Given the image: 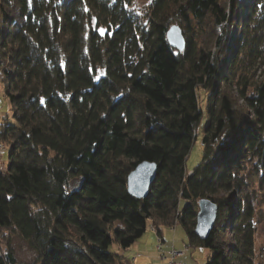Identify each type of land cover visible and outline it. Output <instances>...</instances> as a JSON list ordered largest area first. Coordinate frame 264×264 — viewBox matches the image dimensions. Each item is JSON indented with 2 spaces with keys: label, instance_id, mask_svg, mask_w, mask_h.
Here are the masks:
<instances>
[{
  "label": "trees",
  "instance_id": "16d2710c",
  "mask_svg": "<svg viewBox=\"0 0 264 264\" xmlns=\"http://www.w3.org/2000/svg\"><path fill=\"white\" fill-rule=\"evenodd\" d=\"M134 1L0 0V71L14 111V123H0L9 149L0 264H22L14 236L34 264H131L110 248L128 250L150 222L159 237L181 226L188 247L211 250L207 264L254 263L264 77H252L264 65V0L248 4L232 55L244 0H155L143 24ZM175 25L183 51L167 38ZM201 130L203 158L188 175ZM144 161L158 172L137 199L128 177ZM202 199L218 208L206 240L195 233Z\"/></svg>",
  "mask_w": 264,
  "mask_h": 264
},
{
  "label": "rangeland",
  "instance_id": "374dc122",
  "mask_svg": "<svg viewBox=\"0 0 264 264\" xmlns=\"http://www.w3.org/2000/svg\"><path fill=\"white\" fill-rule=\"evenodd\" d=\"M155 0H135L131 8L138 15L139 24L148 23V16H150L151 9ZM252 0H244V5L238 11L237 17L239 19L238 23L234 25L232 31V41L228 46V54L232 55L235 44L234 40L237 41L241 32L244 30L243 19L247 14L248 4ZM175 24H179L176 21ZM1 25V17H0ZM262 59L259 58L256 64L254 65V77L252 80L254 83H260L264 77V65L261 64ZM250 90H253L251 87ZM233 92L237 94V89L234 87ZM207 91L200 90V98L202 100V105L206 108L205 97ZM243 103L240 101V104ZM14 111L9 102L8 97L5 93V84L3 80L2 73L0 71V123H14ZM201 129V128H200ZM202 130L198 134V138L195 141L191 153L186 162V168L191 174V170H194L202 161L204 154V146L202 142ZM4 148L0 150V170H5L8 161V151L9 149L0 143ZM76 182V181H75ZM75 182L72 187L75 186ZM185 201L182 202L184 206ZM161 238L164 241V250L169 252L171 250L181 251L184 248V245L188 246L187 235L184 229L181 226H175L174 228L162 227L161 229ZM158 231L151 226V222L146 234L136 242L132 247L126 251H122L118 245H113L110 248V251L113 253H121L125 258L131 261V264H170L169 261L163 262L159 259V254L156 250L157 241H158ZM230 240L233 239V234L229 236ZM255 259L253 264H264V205L262 204L260 208L257 207V216H256V236H255ZM12 247L14 248L18 260L22 264H34L37 259V254L33 251L26 242L20 239L18 236L12 238ZM212 252L206 248H197L193 249L188 247L186 254L183 258H180L179 261L183 264H207L209 258L211 257Z\"/></svg>",
  "mask_w": 264,
  "mask_h": 264
},
{
  "label": "water",
  "instance_id": "95a60500",
  "mask_svg": "<svg viewBox=\"0 0 264 264\" xmlns=\"http://www.w3.org/2000/svg\"><path fill=\"white\" fill-rule=\"evenodd\" d=\"M170 45L183 51L185 49V37L179 26H171L167 33ZM158 172V165L154 162H141L128 177V192L137 199H146L149 196L151 186L154 184ZM199 212L195 233L201 240H206L211 235L217 219V205L210 199H202L198 203Z\"/></svg>",
  "mask_w": 264,
  "mask_h": 264
},
{
  "label": "built area",
  "instance_id": "2783aa9c",
  "mask_svg": "<svg viewBox=\"0 0 264 264\" xmlns=\"http://www.w3.org/2000/svg\"><path fill=\"white\" fill-rule=\"evenodd\" d=\"M2 148L4 147L0 144V150ZM0 171H4V170H0ZM156 250L159 254V259L161 261L163 262L169 261L170 264H183L182 262L179 261V259L185 256L186 251L188 250V246L184 245V248L181 251L171 250L169 252L168 251L165 252L164 241L161 237H158Z\"/></svg>",
  "mask_w": 264,
  "mask_h": 264
}]
</instances>
